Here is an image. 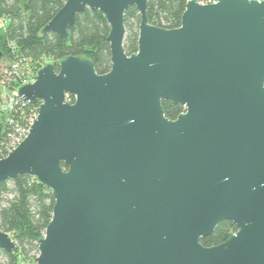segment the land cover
<instances>
[{
  "label": "water",
  "instance_id": "obj_1",
  "mask_svg": "<svg viewBox=\"0 0 264 264\" xmlns=\"http://www.w3.org/2000/svg\"><path fill=\"white\" fill-rule=\"evenodd\" d=\"M149 1L67 0L43 29L68 39L98 10L111 69L68 56L18 89L39 112L0 183L26 174L52 190L35 264H264V0H189L174 29L149 22ZM165 100L185 110L170 119ZM226 220L238 230L203 245ZM16 247L0 229V248Z\"/></svg>",
  "mask_w": 264,
  "mask_h": 264
},
{
  "label": "trees",
  "instance_id": "obj_2",
  "mask_svg": "<svg viewBox=\"0 0 264 264\" xmlns=\"http://www.w3.org/2000/svg\"><path fill=\"white\" fill-rule=\"evenodd\" d=\"M67 0H0V49L2 62H10L7 77L0 81V159L12 149L17 128L25 126L39 112L40 101L26 104L16 98L11 107H5L4 96L18 91L24 80L12 76L11 69L17 61H30L36 73L47 58L55 63L68 56L91 59L99 74L111 69V50L108 41L110 25L98 10L87 8L76 17V25L68 39L54 32L44 33L45 25L52 20ZM189 0H150L147 15L152 25L174 29L181 26L182 16ZM204 1V0H198ZM141 17L136 6L125 13L126 38L124 48L128 55L138 51ZM68 100L73 102L74 95ZM165 115L176 119L185 109L171 100L163 101ZM64 167L65 164H63ZM52 190L34 176L20 175L0 183V229L11 234L16 242L13 253L3 250L8 264L26 262L30 251L39 250V240L44 236L54 210ZM236 225L226 220L214 233L201 242L205 246L225 242L237 231ZM32 264L34 262H31Z\"/></svg>",
  "mask_w": 264,
  "mask_h": 264
},
{
  "label": "built area",
  "instance_id": "obj_3",
  "mask_svg": "<svg viewBox=\"0 0 264 264\" xmlns=\"http://www.w3.org/2000/svg\"><path fill=\"white\" fill-rule=\"evenodd\" d=\"M216 1L217 0H204V1H201V3H214ZM34 69L35 68L32 67V64L30 63V61H17L12 66L11 73H12V76H14L17 79L24 80V83H26L27 81H30L31 75L33 76V78L36 77L37 73H36V70L34 71ZM36 116L37 114H35L34 118H31L29 123L26 124L25 126H20L17 128V135L13 137L12 149L15 148L21 142V140L23 139V137L25 136V134L31 127V124L33 123Z\"/></svg>",
  "mask_w": 264,
  "mask_h": 264
},
{
  "label": "rangeland",
  "instance_id": "obj_4",
  "mask_svg": "<svg viewBox=\"0 0 264 264\" xmlns=\"http://www.w3.org/2000/svg\"><path fill=\"white\" fill-rule=\"evenodd\" d=\"M3 23H6V22L4 20H0V29H2L1 27H2ZM46 61H47V63H52L49 58H47ZM10 65H11L10 62H2L1 63V65H0V81L5 79V77H7L6 71H9ZM32 67L34 68V66H32ZM35 70H36V68L34 69V71ZM31 78H32V80H31ZM35 78H33V76L31 75L30 81L35 80ZM17 93H18V91L13 92V93H9L7 96H4L3 102L5 104V107H11L13 105V102L16 100V98H18ZM38 255H39V250L38 251H30L27 255L26 262L22 261L21 263L32 264L31 262H34L33 264H35V261H36V258ZM8 262H9V259L3 253V249L0 248V264H8Z\"/></svg>",
  "mask_w": 264,
  "mask_h": 264
}]
</instances>
